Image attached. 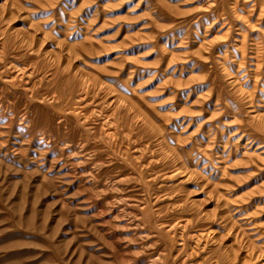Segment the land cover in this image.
Listing matches in <instances>:
<instances>
[{"label": "rangeland", "instance_id": "obj_1", "mask_svg": "<svg viewBox=\"0 0 264 264\" xmlns=\"http://www.w3.org/2000/svg\"><path fill=\"white\" fill-rule=\"evenodd\" d=\"M0 264H264V0H0Z\"/></svg>", "mask_w": 264, "mask_h": 264}]
</instances>
